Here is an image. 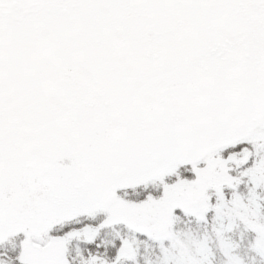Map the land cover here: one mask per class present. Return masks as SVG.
<instances>
[{"label": "snow or ice", "instance_id": "1", "mask_svg": "<svg viewBox=\"0 0 264 264\" xmlns=\"http://www.w3.org/2000/svg\"><path fill=\"white\" fill-rule=\"evenodd\" d=\"M0 264H264V0H0Z\"/></svg>", "mask_w": 264, "mask_h": 264}]
</instances>
